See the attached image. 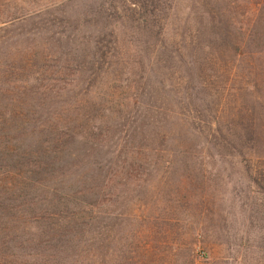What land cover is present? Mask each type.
I'll return each mask as SVG.
<instances>
[{
	"label": "rangeland",
	"instance_id": "374dc122",
	"mask_svg": "<svg viewBox=\"0 0 264 264\" xmlns=\"http://www.w3.org/2000/svg\"><path fill=\"white\" fill-rule=\"evenodd\" d=\"M250 1L230 0L240 13ZM158 5H165L160 21L168 32L166 43L181 50L180 37L185 35L191 47L189 38L194 39L204 24L198 19V0H0V264H61L58 246L45 236L37 216L51 208L52 194L41 185L61 174L67 179L52 187L72 188L81 200L82 214L97 201L96 208L106 211L101 222H106L115 209L111 200L116 194L123 203L117 211L133 214H121L114 229L104 223V264H134L147 250L151 258L160 252L154 260L161 264H264V145H256L254 154L244 146L231 154L208 141L220 105L219 83L196 89L195 96L187 91V69L179 62L167 61L162 54L152 58V64H136L141 29L153 18L149 10ZM112 37L118 41L109 45ZM95 45L109 48L110 55L102 57ZM181 57L193 60L185 53ZM243 83L235 82L234 88ZM152 86L163 95H147L145 90ZM248 96L249 92L245 100L254 105ZM134 101L145 125L136 141H125ZM243 102L227 103L222 117L221 135L232 141L225 126L231 121L237 125L233 117ZM154 120L158 123L149 125ZM83 121L88 124L87 141L75 143L80 161L68 159L65 154L72 147L59 142L55 133L70 144L72 133L80 130L77 123ZM158 133L165 136L162 144ZM92 156L107 159L100 174L79 168ZM40 158L45 166L54 162L58 176L40 173L34 164ZM127 167L129 176L113 183L116 172ZM4 174L22 177L21 186L27 176L33 181L25 190L12 192ZM71 177L78 183H66ZM97 177L101 183L94 182ZM6 201L11 207L1 209ZM171 208L176 220L164 228L172 227V237L178 236L180 245L174 248L159 235L153 240V230L160 232L164 221L142 218L161 216ZM14 222L18 225L11 228ZM189 234L195 236L192 242ZM183 243L192 251L187 253ZM64 264L74 263L68 259Z\"/></svg>",
	"mask_w": 264,
	"mask_h": 264
},
{
	"label": "trees",
	"instance_id": "16d2710c",
	"mask_svg": "<svg viewBox=\"0 0 264 264\" xmlns=\"http://www.w3.org/2000/svg\"><path fill=\"white\" fill-rule=\"evenodd\" d=\"M192 1L195 2V0ZM198 2L201 3V6L197 8L201 12V18L198 19L204 23L203 29L199 30V33L194 36V39L193 37L189 38V42L192 45L191 47H189L190 44H185L186 36L182 35L180 37L182 42L181 50L180 48H176L175 50L170 44L166 43L168 32L166 25L160 21L165 5H158L154 10H149L151 11V16L153 18L150 19L149 23L144 24V30L141 29L143 37L140 40L139 45L141 46V50L138 52L136 64L140 65V67L144 66V62L152 64V58L154 59L156 55L162 54L167 56V61L179 62L182 69H187L183 71L184 77H186L188 83L187 91H193L195 96L198 94V92L195 91L196 89L199 91L206 90L207 87H215V84L219 83L216 89L217 91L220 90V105L215 112V116L212 118L214 128L209 134L210 139L208 141H210L211 144L218 143V149H226L228 150L227 152L231 154L234 151H239L243 146L251 149V152L254 154L257 149V147H255L256 145H264V0H251L247 6L244 7L242 13L237 9L238 5H231L230 0H198ZM212 13H214L215 17ZM108 41L109 45H114L118 40H116L115 37H112L109 38ZM94 47L96 48V53L99 52V55L102 57L110 55L109 48L105 51L99 49V46L97 45ZM180 53L188 54L193 60L187 62L186 58L182 59ZM226 62L228 63L226 64ZM173 70L178 71L175 69ZM144 72L145 70L139 71V73H142V76L146 75ZM187 75H189V77ZM142 76H140L138 80H141ZM165 80L170 81V78H165ZM161 82L163 81L157 80L158 84ZM235 82L244 83L240 85V87L234 88ZM138 85L140 86L141 84L138 83ZM231 89L234 91L231 92ZM145 91L147 95L151 93H155L157 96L163 95V93L159 94L158 86H152L151 89ZM248 92V99L253 102L254 105L247 103L244 98V96H247ZM213 95L218 96L215 93H213ZM228 98H230V100H228ZM135 99L138 100L139 97L135 96ZM237 99L244 101L242 103L243 106L236 109L237 116L233 117V119L236 118L237 125H234L231 121L230 125L225 126L228 133L233 135V138L235 139L232 141L228 136L221 135L223 128L220 126L223 125L222 117L224 116V113H226L227 103L230 102L234 106ZM208 101L210 102V100ZM134 105L136 109L130 114V119H128L127 130L129 132L126 134L125 141H127V139L136 141L138 137L142 135V133L139 132L141 131L140 127L145 125L142 115L138 112V105L135 104V101ZM157 123L158 120H154L151 121L149 125L153 126ZM87 126V121L77 123L76 127L80 128V130L76 134L72 133L74 140H72L70 144L61 141L62 137L59 136L58 133H55L59 142L72 147L70 153L65 154L68 159H70V157H75L76 159L80 157L81 151H78V147L75 143H86L87 139L85 138V133ZM169 126L173 127L174 122L170 121ZM182 131L186 135L188 130L186 128ZM168 133H170V131ZM67 134V136H71L70 132ZM156 136L159 144L164 143V134L158 133ZM149 137L151 139L152 135H149ZM48 140V137L44 139L45 142H48ZM154 140H156L155 132ZM120 154L121 152L117 155ZM103 158H105V156H103ZM103 158L102 156L97 158L92 156L90 162H80L79 168L83 172L87 171L86 173H91L92 171L97 170L100 174L105 166L108 165L107 159L104 160ZM60 159L65 161V158L62 156ZM124 159L130 161L138 160V158H127L126 156ZM121 161L124 162L123 160ZM34 164L37 165L40 173L43 172L44 175L58 176L54 169V162L51 166L49 164L45 166L40 158L37 160V163L34 162ZM137 165L140 168L141 165ZM69 174H72L71 170ZM129 174L130 169L128 167L127 169L117 171L113 183H122L123 181H119V179L126 178ZM61 175L63 178L55 177L54 179L45 181L46 183L41 185V187L46 188L52 194V200L50 201L51 208H46L44 214H37V216H40L41 218L40 223L43 222L44 224L45 236L46 234H49V238L53 239L54 247L58 246V257L61 264L67 263L68 259L70 260V263L72 261L74 264H104L102 258V239H105L106 236L104 232V223L109 224L111 229H114L121 223V221L119 222V220H122L120 219L121 214L126 218H131L133 214L126 212V210L118 209L117 211L118 206L123 205V203L118 200V194L114 195L112 197L113 199H106L108 202L112 199L111 204L115 206V209L110 211L111 215L107 218L106 222H101V213L106 211H103L100 207L99 209L96 208L95 204L97 201L93 200L95 208H90L85 212V215L82 214L83 206L81 205V200H79L77 195L72 194V188L67 187V185L64 187H52L51 183L64 181L68 177V175ZM145 175L148 176L150 173L145 172ZM27 177L24 179L28 180V182L23 186L19 183V181L22 180V177L17 174H4L3 180L5 181L6 186L13 188L12 192H16L19 190H25L31 186L32 182L29 180L33 181V179L30 176ZM44 177L45 176H43V178ZM80 177H82V175H80ZM72 182L78 183L74 177H71L66 181V183ZM94 182L101 183V180L97 177L94 179ZM39 184H41V182ZM94 186L97 187L98 184H94ZM85 196L87 197L86 194ZM83 197L84 196L82 195V198ZM97 204H99V202ZM5 207H11L9 202H4L1 209ZM142 216L145 220L148 218V220L160 219L161 221H164L162 224L165 225L160 228V232L153 230V240L158 238L157 236L159 235L160 239L167 240L166 243H172L173 246H171V248H174L176 243L179 244V242H176L178 236L174 238L172 237V227L164 228L172 226V223L169 222V220H176L172 208L170 212L168 211L161 214V216H153L152 213L148 215L142 214ZM17 225L18 223L14 222L10 227L14 228L17 227ZM34 225L37 224H33V226ZM189 237L190 242L195 239V236L192 234H189ZM183 244L186 246L187 253L192 251V246L190 244ZM159 253L154 258H151L148 255L147 250V254H143L139 257L134 264H161L162 261L154 260L158 257ZM191 261L192 260L189 262Z\"/></svg>",
	"mask_w": 264,
	"mask_h": 264
}]
</instances>
